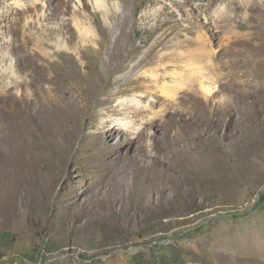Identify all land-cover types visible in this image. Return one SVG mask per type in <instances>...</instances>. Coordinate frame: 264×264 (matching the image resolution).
Wrapping results in <instances>:
<instances>
[{
	"label": "rangeland",
	"instance_id": "rangeland-1",
	"mask_svg": "<svg viewBox=\"0 0 264 264\" xmlns=\"http://www.w3.org/2000/svg\"><path fill=\"white\" fill-rule=\"evenodd\" d=\"M107 2L101 50L64 51L46 69L56 89L86 88L84 104L41 107L31 83L17 120L0 96V264H264V0ZM123 18L133 58L104 63ZM14 19L0 15V31L17 47ZM155 40L164 59L117 82ZM119 101L131 109L115 112Z\"/></svg>",
	"mask_w": 264,
	"mask_h": 264
},
{
	"label": "bare ground",
	"instance_id": "bare-ground-1",
	"mask_svg": "<svg viewBox=\"0 0 264 264\" xmlns=\"http://www.w3.org/2000/svg\"><path fill=\"white\" fill-rule=\"evenodd\" d=\"M12 1L11 7H9V5L0 8V15L10 12L15 16L14 20L16 23L23 21L22 27L18 28L19 31H21L22 38L20 39V43L17 44V47L14 46L15 44L11 38L10 40L8 37H4L3 33L0 31V96L5 97L8 95L11 98L10 114L12 118L18 120L21 107L23 104H26L23 94L25 92L27 97H30L27 86L31 83L35 84L38 90L37 97L33 98L32 101L41 107H47L52 104L56 106L58 103L57 101L59 100V103H61L62 97L65 96H69V100H71L70 104L80 107L81 104H84L83 100H85L86 97V88H82L80 84L68 81L67 79L66 81L63 80V85L56 89L53 83L52 85L50 84L52 75H47L46 69L55 60L57 55L64 51L80 53V51L87 46H93L95 49L101 50V44L104 43V41L99 35V31L105 32V30L107 31L112 28L111 21L116 16L114 12L116 7L115 4H109L107 0H93L92 8L94 12L91 15L93 18V25L84 20L85 14H82V10H85L88 6L84 0H61V6H63L64 9L59 7L57 15H55L54 12L47 13L46 10L41 8V4L44 0H29L27 4L24 3L23 0ZM51 1L52 0H46L48 7H50ZM120 1L123 7L126 6L124 0ZM70 3H72L74 11L72 12V16L67 18L66 14L69 12ZM97 13L101 14L103 25L99 24L100 21H96V17L98 16ZM54 16L58 17L56 18ZM125 20L126 18H123L118 24L119 34L111 44L112 51L101 57L104 63L115 61V59L118 58H123L125 62H128L133 58V56H129L127 53V50L131 48L130 45L132 44V40L129 39L126 41L122 37L124 36L123 24ZM74 40L76 41L74 42ZM68 42L74 43L72 46H69ZM142 44L141 42L140 45ZM161 45L162 42L160 40H155L145 56L132 64L125 76L120 75L117 77V82L120 79H124L125 82L123 84H126L134 71L139 70L147 63L158 62L164 59L161 56L162 54H158L156 51ZM14 49H17L23 60L31 65L34 75L30 81L17 76L15 59L12 56V51ZM133 80L136 82L142 81V83L148 80L154 83L156 77L152 75L146 76V74L140 73ZM45 83L49 84V86H44ZM10 89L13 90L11 94ZM119 91H121V89L111 92L110 96H115ZM107 100L108 99H103L102 102H107ZM115 107H117L118 110L114 108V111L119 113L131 109L123 101H119ZM137 112L139 114L144 113L142 109H137ZM118 126H120V129L124 132H128L126 125Z\"/></svg>",
	"mask_w": 264,
	"mask_h": 264
}]
</instances>
